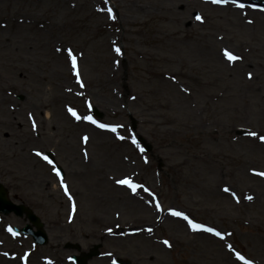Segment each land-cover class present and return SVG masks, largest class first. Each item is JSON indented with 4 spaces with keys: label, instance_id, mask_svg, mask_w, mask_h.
I'll return each mask as SVG.
<instances>
[{
    "label": "rangeland",
    "instance_id": "rangeland-1",
    "mask_svg": "<svg viewBox=\"0 0 264 264\" xmlns=\"http://www.w3.org/2000/svg\"><path fill=\"white\" fill-rule=\"evenodd\" d=\"M131 1L0 0V182L14 202L32 208L48 234L46 244L32 245L8 230L24 218L1 217L0 264H75L71 254L95 245L99 254L88 264H238L236 253L243 264H264V142L249 135L264 133V3L238 0L249 11L242 15L231 0L213 6L136 0L144 10L130 16ZM104 5L113 22L100 12ZM113 44L122 64L116 81L106 84ZM226 51L239 59L229 60ZM169 71L180 81L168 82L162 73ZM184 72L228 85L230 96L208 108L206 92L215 85L183 83ZM69 108L98 124H120L116 131L128 139L72 121ZM82 122L101 132L91 134ZM196 122L214 134L208 146L219 153L215 167L230 197L208 190L201 163L183 161L204 142L201 130L189 126ZM227 127L233 139L223 147ZM125 178L158 203L139 213L149 233L115 234L134 218L116 183ZM173 211L221 235L194 230ZM107 215L108 221L94 220Z\"/></svg>",
    "mask_w": 264,
    "mask_h": 264
},
{
    "label": "bare ground",
    "instance_id": "bare-ground-1",
    "mask_svg": "<svg viewBox=\"0 0 264 264\" xmlns=\"http://www.w3.org/2000/svg\"><path fill=\"white\" fill-rule=\"evenodd\" d=\"M201 1L206 3V4H209L210 6H213L212 0H201ZM130 3H131L132 6L131 7H127L129 12H131L130 16L135 15V14H139V13H141L144 10L143 6H141L136 0L131 1ZM238 9L240 10V13H242V15H247V13L249 12L248 10L243 9V8L242 9L238 8ZM165 10H167V13H170V12L173 13V10H172L171 7L166 8ZM255 11L259 12V13L263 12V11H260V10H255ZM100 12L102 14H105L112 22H113V20H115V17L108 12V8H107L106 5L100 6ZM17 22L18 23L23 22L22 18H18ZM113 29H115V28H113ZM177 33H178V30L176 31V34ZM176 34L170 33V35H174L175 38L179 39V37ZM179 40H177V41H179ZM117 49H119L118 46L116 44H113V46H112V51H113L112 54L113 55L111 57V63H112L111 68H112V70L109 73V78H108V80H106V84H108L109 82H115L116 81L117 74H118L117 73L118 72V68L122 64V62L120 61V58H119V51H117ZM162 74H163V77L168 82L175 83V82H179L180 81V79L178 78L179 74L175 75L171 71L163 72ZM184 74L186 75V77L182 79L183 83H186L187 79L191 78V79H193L194 81H196L198 83H208L209 84L208 87L215 85L214 89L212 88L211 90L206 92V98H207L206 99V105H207L208 108H210L211 105L213 106L216 102H218V100L230 96V95H227V92L229 90L228 85H226V84L225 85H220L219 82L216 81V79H211L210 81L209 80H207V81L202 80L201 81L199 76L190 75V74L185 73V72H184ZM66 91L71 92L70 89H66ZM67 112H68V117L72 121H75V122L78 121L75 117H73L71 115V113L68 110H67ZM158 122L161 123L162 121L157 120V123ZM205 123L206 122H200V123L196 122V123H194L192 125H189L190 127H193V128L198 129V130L199 129L201 130L200 132L203 134L202 140L204 142H202L198 146L196 153L188 154L186 156H183V161H185V162H187L189 164H190V161H193V160L194 161H198V163H201L202 164L201 165L202 168L199 167L200 168V175L203 177V180H205V181H206V179H210L211 180V182L210 181L209 182L206 181V183H207L206 186H208V190L212 189V186H213V188H218L223 196L230 197L231 196V192H230V190L229 191H225V188H227V186L224 185V183L221 180H219L220 171L217 170V167H215L214 157L216 156V154H219V153L213 152L211 150V148L208 146V141L214 136V134H212L211 131L208 128L204 127ZM82 125H84V127H87L89 129H91V134L92 133L99 134L98 132H101L100 130L98 131L95 128H92L91 126H88L84 122H82ZM113 125L119 126L120 124L115 123ZM118 128L119 127H117V130H118ZM120 128L123 129L122 126ZM224 131L226 132V135H223V137H224V139H223V142H224L223 147H229L230 146V141L233 139V136H231L229 127L225 128ZM103 133L107 134L109 136L111 134H114L115 135V139H118V137H123V139H126V140L128 139V136L124 132L119 133L118 131H116V132H103ZM175 133L176 132L174 130H170V134L171 135H175ZM260 135H264V133H259L258 132L257 136H256V140L260 141V142H264V141H261L259 139ZM94 138L97 141L98 145H104L105 144L104 143L105 141L102 138H100L99 136H95ZM30 140H32V139L28 138L29 142H30ZM91 141L95 142L93 139H91ZM260 144L264 145L263 143H260ZM30 152L32 154L35 153L36 155H38L37 153H41L39 150H34V149H31ZM178 153H180V151H178ZM91 160H93V158H91ZM119 163H120V165L122 167L121 169H124V168L128 167L125 163H123V164L121 162H119ZM202 171L204 172V176L202 174ZM211 173L213 174V176H212ZM130 174L132 175L130 178L134 177L133 173H130ZM194 175H199V173H197L195 171ZM127 176H130V175H127ZM255 180L258 181L259 178H257L255 176ZM135 185L137 186L135 192H133V190L131 188H129V187L127 188L126 185H122L120 187V191L119 192L121 194L124 193V196H122L121 198H122V200L127 199L126 201H123V202L125 204L129 205L128 207L131 209V211H134V214H133L134 218H132L130 222L122 223L121 226L117 227L118 229L115 230V234L116 235L131 234V233H134L135 231H140V232H144V233H149L151 231V227L146 225L145 222H144V218H143L144 215L142 216V214H139L140 210L141 211H147L148 208H151L150 206L147 205L149 203V200L146 198V196H145V194L143 192V185H140V184H135ZM126 192L129 193L128 196H125ZM149 204H151L153 206H158V203L156 202L155 199H151V202ZM143 205L146 206V207H144ZM166 207H164V208H166ZM164 208H162L161 210L164 211ZM136 209H137L138 212H136ZM178 219L182 220V217H178ZM94 220L97 221V222L98 221H103V220L108 221L109 220V215H107L106 217L96 216L94 218ZM130 223H131V225H130ZM135 225H137L138 228L137 227H133ZM132 227H133V229H132ZM237 260L241 264H243L241 260H239V259H237ZM239 262H238V264H240ZM244 264H245V262H244Z\"/></svg>",
    "mask_w": 264,
    "mask_h": 264
},
{
    "label": "snow or ice",
    "instance_id": "snow-or-ice-1",
    "mask_svg": "<svg viewBox=\"0 0 264 264\" xmlns=\"http://www.w3.org/2000/svg\"><path fill=\"white\" fill-rule=\"evenodd\" d=\"M212 3L225 4V3H229V0H212ZM231 3H232V4H235L237 7L241 8V9L244 7V5H243L242 3H239L238 0H231ZM109 11H110V10H109ZM196 19H197V20H201L202 17L197 16ZM249 23H251V21H249ZM117 51H119V49H117ZM225 55H227V57H228L229 60H237V59H239V57L234 56V55H232L230 52H227V51L225 52ZM69 56L71 57V60H72V68H73V70L75 71V70H76V67H77V65H76V58H75L74 55H72L71 50H69ZM77 75H78V73H77ZM249 75H251V74H249ZM68 111H69V112L71 113V115H72L73 117H75L77 120H79V119L87 120V121H89V122H91V123H93V124H97V126H98L99 128H101V129H106V130H109V131H112V132H116L117 127H119V126H116V125H109V124H104V123H99V124H98L97 121L94 120L91 116H83V117L79 116V115L77 114V112H76L74 109H72V108H69ZM33 126L35 127V124H34ZM249 135H251V136H257V133H256V132H251V133H249ZM118 138L123 139V137H118ZM85 139H87V138H85ZM259 139H260L261 141H264V135H260V136H259ZM135 142H136V141H135V138H133V143H135ZM37 154L40 155V153H37ZM43 158H44L45 160H48V157H47V156H44ZM48 162L51 163L50 160H48ZM54 170H55V169H54ZM59 174H60L59 171H57V175H59ZM259 175L264 176V172L259 173ZM116 183L121 184V185H126V186H128L129 188H131V189L133 190V192H135L136 187H137V186H136L135 184H133V183L131 182V180L128 179V178L117 180ZM62 186H63V185H62ZM225 191H229V189H228V188H225ZM248 199H252V197H248ZM172 215H174V216H178V217H182L183 219L187 220L189 226H190L192 229H194V230H196V229H203V230L208 231V232H210V233H214V234L217 235V236H220V235H221V233L218 232V231H216L214 228H205L204 225L194 223L192 220H190V219H189L184 213H182V212L173 211V212H172ZM8 230H9L10 232L12 231L11 228H9ZM109 231H111V229H109ZM164 243H165V244H168L169 242H168L167 240H165ZM229 247H231V246H229ZM5 255H7V253H6ZM236 256H237V259H239V260H244V259H245V258H244L243 256H241L239 253H236ZM113 264H115V262H113ZM245 264H252V262H251V261H245Z\"/></svg>",
    "mask_w": 264,
    "mask_h": 264
},
{
    "label": "water",
    "instance_id": "water-1",
    "mask_svg": "<svg viewBox=\"0 0 264 264\" xmlns=\"http://www.w3.org/2000/svg\"><path fill=\"white\" fill-rule=\"evenodd\" d=\"M146 148L150 149V146L146 144ZM0 212L3 214H8L10 212H14V214L21 216L23 213H25L29 219V221L36 226V230H32V227L30 224H27L21 231L24 233H29L33 236L35 241L39 244H44L47 242L48 237L43 230L42 222L39 220L37 216H35L29 209H27L24 205H17L12 203L7 198V191L4 188V186L0 183ZM71 245V244H69ZM97 251L96 249L82 254V255H74L72 258L77 262V264H87V259L96 255Z\"/></svg>",
    "mask_w": 264,
    "mask_h": 264
}]
</instances>
